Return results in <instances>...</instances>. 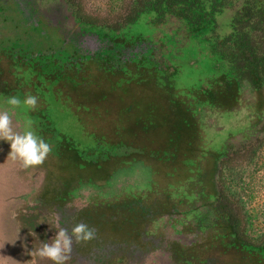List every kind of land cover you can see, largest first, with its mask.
I'll list each match as a JSON object with an SVG mask.
<instances>
[{
	"label": "rangeland",
	"instance_id": "rangeland-1",
	"mask_svg": "<svg viewBox=\"0 0 264 264\" xmlns=\"http://www.w3.org/2000/svg\"><path fill=\"white\" fill-rule=\"evenodd\" d=\"M132 2L0 0V111L52 146L24 169L0 140V264H51L35 251L57 219L97 233L68 264H264L214 210L224 194L264 249V88L174 17L123 28ZM26 94L36 110L5 104Z\"/></svg>",
	"mask_w": 264,
	"mask_h": 264
},
{
	"label": "trees",
	"instance_id": "trees-1",
	"mask_svg": "<svg viewBox=\"0 0 264 264\" xmlns=\"http://www.w3.org/2000/svg\"><path fill=\"white\" fill-rule=\"evenodd\" d=\"M225 11L232 12L230 30L219 37L216 16ZM143 15H153L158 25L169 16L184 22L194 35L204 36L238 85L246 83L253 92L264 88V0H133L122 20L123 28L136 24ZM214 210L218 223L236 243L249 251L264 250L243 239L238 212L224 194L218 195Z\"/></svg>",
	"mask_w": 264,
	"mask_h": 264
},
{
	"label": "clouds",
	"instance_id": "clouds-1",
	"mask_svg": "<svg viewBox=\"0 0 264 264\" xmlns=\"http://www.w3.org/2000/svg\"><path fill=\"white\" fill-rule=\"evenodd\" d=\"M5 104L12 109L23 107L34 111L38 105V97L26 94L23 99L12 95L6 98ZM34 121L26 120L25 129L18 131L13 127L9 109L0 111V140L10 145L8 157L16 161L24 169L41 166L52 152V146L34 129ZM56 234L51 242H41L35 255L41 261L51 264H68L71 260L73 245L87 244L97 238V233L86 223L76 222L72 227H63L59 219L55 225Z\"/></svg>",
	"mask_w": 264,
	"mask_h": 264
},
{
	"label": "flooded vegetation",
	"instance_id": "flooded-vegetation-1",
	"mask_svg": "<svg viewBox=\"0 0 264 264\" xmlns=\"http://www.w3.org/2000/svg\"><path fill=\"white\" fill-rule=\"evenodd\" d=\"M69 52H67V54H68ZM75 54H76V52H73V53H71V54H69V55H73V56H75Z\"/></svg>",
	"mask_w": 264,
	"mask_h": 264
}]
</instances>
